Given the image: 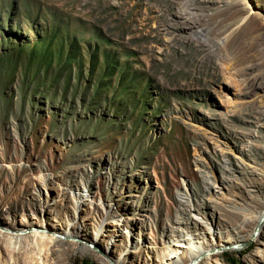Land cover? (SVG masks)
I'll use <instances>...</instances> for the list:
<instances>
[{
  "label": "rangeland",
  "instance_id": "374dc122",
  "mask_svg": "<svg viewBox=\"0 0 264 264\" xmlns=\"http://www.w3.org/2000/svg\"><path fill=\"white\" fill-rule=\"evenodd\" d=\"M261 211L264 0H0V264H106L108 237L32 233L74 222L163 264L178 234L217 246ZM227 254L264 264V226L196 264Z\"/></svg>",
  "mask_w": 264,
  "mask_h": 264
},
{
  "label": "bare ground",
  "instance_id": "6f19581e",
  "mask_svg": "<svg viewBox=\"0 0 264 264\" xmlns=\"http://www.w3.org/2000/svg\"><path fill=\"white\" fill-rule=\"evenodd\" d=\"M76 196L78 197L77 199L78 204H82L86 200V198H84V194L80 192L76 193ZM255 219L257 221L254 224L251 231H249L248 233L246 232L241 233V231H237L234 236L228 235V238L223 239V242L218 244L217 246H208V245L204 246L201 243H198V241H192L191 239L194 237H191L190 233L189 235L187 234V236L184 234H178V236H176V238L174 239L175 241L172 244L173 246L172 245L163 246L164 250L162 251V254L159 255V261L163 264H185V263L196 264L197 260L205 253L211 254L221 247L231 248L234 245L237 246L243 245L248 238L252 237V235L255 233L257 229L261 230L262 227L264 226V211H261L259 215L255 217ZM119 220L120 219L118 218L117 221L115 222L112 221V222L118 225ZM250 221L251 220L249 219V217H247L244 223L248 224ZM39 228L40 229H38V227L32 229L33 236L38 235L39 238L42 240L47 238L48 239L46 240L47 243L57 242L59 245L63 246L64 248L69 249L71 247L73 248L74 251H81V252L94 251L91 246L92 243L100 242L104 237H108L106 244L102 248L101 247L99 248V250L102 253L101 259L106 264H125L122 255H120V257L116 259L110 258V253L113 247L116 245L115 244L116 239L117 236H119L118 233L120 232V230L119 229L117 230V228H114L116 230L114 233H110L111 230L108 228H104L102 225L100 226L98 231L94 233L95 236L92 237L91 240H87V241H84L85 238L83 237V233H82V231L84 230V226L82 224H78L77 222H74L73 225L69 228V230L67 229L68 231L59 233L58 236L62 235L63 239L62 238L58 239V236H56L58 233L56 235H54L53 233H47L48 229H50L48 225L46 226L40 225ZM9 229H5L4 231H1L2 233H0V236H3V240H5L6 242L12 241L15 235H18V231L13 229L9 230ZM78 240H83L84 243L79 244ZM139 241L140 240L136 241L134 239H131V243L129 247L130 249L128 251L131 253H135L138 250H140V247L138 245ZM217 261L218 264H221L219 259H217Z\"/></svg>",
  "mask_w": 264,
  "mask_h": 264
},
{
  "label": "trees",
  "instance_id": "16d2710c",
  "mask_svg": "<svg viewBox=\"0 0 264 264\" xmlns=\"http://www.w3.org/2000/svg\"><path fill=\"white\" fill-rule=\"evenodd\" d=\"M240 256L243 254L242 252H237ZM223 260H226L229 264H237L236 263V259L233 256H228V254L226 255L225 258H222Z\"/></svg>",
  "mask_w": 264,
  "mask_h": 264
}]
</instances>
